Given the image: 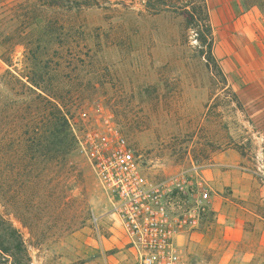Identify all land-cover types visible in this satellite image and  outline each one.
Here are the masks:
<instances>
[{
	"label": "rangeland",
	"instance_id": "1",
	"mask_svg": "<svg viewBox=\"0 0 264 264\" xmlns=\"http://www.w3.org/2000/svg\"><path fill=\"white\" fill-rule=\"evenodd\" d=\"M50 1L0 0V241L22 243L20 264H135L117 194L77 144L55 156L58 101L73 135L123 148L161 189L191 182L192 166L210 184V165L225 164L227 202L212 199L178 252L264 264V0H206L218 70L185 29L183 0Z\"/></svg>",
	"mask_w": 264,
	"mask_h": 264
},
{
	"label": "built area",
	"instance_id": "2",
	"mask_svg": "<svg viewBox=\"0 0 264 264\" xmlns=\"http://www.w3.org/2000/svg\"><path fill=\"white\" fill-rule=\"evenodd\" d=\"M74 135L99 181L117 194L113 212L135 264H184L177 241L199 227L203 215L211 209L214 195L198 168L192 166L194 179L191 182L177 184L174 190L161 189L139 175L137 165L123 148L107 153L97 134L87 135L89 144Z\"/></svg>",
	"mask_w": 264,
	"mask_h": 264
},
{
	"label": "trees",
	"instance_id": "3",
	"mask_svg": "<svg viewBox=\"0 0 264 264\" xmlns=\"http://www.w3.org/2000/svg\"><path fill=\"white\" fill-rule=\"evenodd\" d=\"M76 1L79 0H52L48 6L60 7L63 4H71ZM161 6L169 8L166 2H162ZM179 15L184 19L185 29L194 32L199 53L205 59L206 65L213 70H218L212 53V28L206 0H183ZM51 116L53 117V142L51 145L55 147V156L60 161V159L67 157L74 151L76 141L71 132L68 116L58 101L53 104ZM15 234L14 229L9 230L7 233L10 239ZM0 253L4 258L10 259V264H20L19 262H22V259L19 258V255L25 254L26 249L22 247L20 242L13 248L9 241L6 242V245L0 241Z\"/></svg>",
	"mask_w": 264,
	"mask_h": 264
},
{
	"label": "crops",
	"instance_id": "4",
	"mask_svg": "<svg viewBox=\"0 0 264 264\" xmlns=\"http://www.w3.org/2000/svg\"><path fill=\"white\" fill-rule=\"evenodd\" d=\"M225 164H213L210 165V169L207 170L208 176H209V181L211 184V187L214 191L213 195V204L216 203L217 199H219L220 202L226 203L227 202V196H218L216 194V191L222 192L223 189L229 187L231 185V173L230 171L225 168ZM218 233H223L225 237H228L229 235L232 236L231 234L233 231L230 229H225L224 232H218ZM234 233H236V236L239 235V231L234 230ZM217 234V233H216ZM212 238H209L211 240Z\"/></svg>",
	"mask_w": 264,
	"mask_h": 264
}]
</instances>
